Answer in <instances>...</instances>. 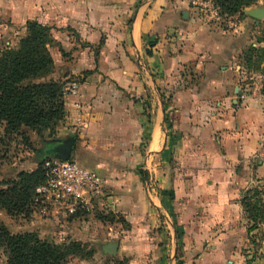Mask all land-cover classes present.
Instances as JSON below:
<instances>
[{"label": "crops", "instance_id": "0c3cea01", "mask_svg": "<svg viewBox=\"0 0 264 264\" xmlns=\"http://www.w3.org/2000/svg\"><path fill=\"white\" fill-rule=\"evenodd\" d=\"M27 21L50 27L56 74L81 76L63 96L74 161L134 228L161 216V244L175 252L190 239L229 261L225 246L247 238L240 197L264 183V93L246 92L232 64L249 36L202 23L186 0H0V46L17 44ZM169 257L162 247L160 264Z\"/></svg>", "mask_w": 264, "mask_h": 264}, {"label": "rangeland", "instance_id": "374dc122", "mask_svg": "<svg viewBox=\"0 0 264 264\" xmlns=\"http://www.w3.org/2000/svg\"><path fill=\"white\" fill-rule=\"evenodd\" d=\"M186 2L191 7L190 0ZM210 3L212 15L199 7L191 8L198 12L199 19L208 26L217 27L224 33L235 32L237 35L240 32L249 36L247 44L239 53L234 54L232 64L240 67L239 73L245 77L244 83H250L244 86L246 92L264 93V18L256 21L244 13V10L249 8H264V0H256L230 15L224 14L215 0H210ZM16 45L0 46V52ZM90 73L92 72L88 70L82 74L87 76ZM80 77L68 74L59 77L53 68L39 74L33 80L67 82ZM1 130L0 127V137L3 138ZM66 136L67 133L60 122L39 136L35 133L29 136L32 143L31 149L26 146L21 136L0 142V183L14 179L20 171L36 169L42 158V154L37 152L44 147L45 143ZM74 159L76 157L72 152L69 160L74 161ZM139 171L142 184L139 193L147 196L148 190L154 188V183L147 165H141ZM105 192L103 190L101 199L95 202L90 210L67 218L54 216L36 196H33L29 213L9 216L4 210H0V221L14 234L33 232L41 240L59 245L78 244L77 255H68L67 264H160L162 247L171 254L166 264H247V261L250 262L249 264H264V222H260L256 229L251 231L250 236L247 234L243 244L225 246L230 254L229 261L221 259L222 254H213L212 258L207 260V255H204L203 251H210L211 246H197L188 239L190 241L188 244L178 245L177 251L174 252L172 244L166 246L161 244L162 231L170 230L167 228L168 223L164 222L161 216L157 215L153 221L149 222V219L144 222L141 216L136 221V226L139 225V227L134 228L128 221L126 213L114 207L116 204L114 194L110 191L109 194ZM248 225L247 222L246 227ZM179 232L182 233L183 229L180 228ZM110 242L118 243L116 255L106 252L104 248ZM148 242L151 243L148 244ZM0 264H6V256L1 249Z\"/></svg>", "mask_w": 264, "mask_h": 264}, {"label": "trees", "instance_id": "16d2710c", "mask_svg": "<svg viewBox=\"0 0 264 264\" xmlns=\"http://www.w3.org/2000/svg\"><path fill=\"white\" fill-rule=\"evenodd\" d=\"M254 1L215 0V3L224 14L230 15ZM54 43L50 27L27 21L25 33L16 47L0 52V127L4 138L0 137L1 143L21 136L31 149L29 136L34 133L39 136L64 121L62 87L65 82L33 80L54 68L49 51ZM153 45L150 41L149 46ZM146 53L150 55L151 50L146 49ZM51 158L42 156L36 169L20 171L14 179L0 183V210L9 216L30 212L34 190L45 180L43 162ZM240 203L249 223L246 231L250 236L251 231L264 222V183L246 189ZM0 249L6 256V264H67L68 255H77L79 245L41 240L33 232L14 234L0 221Z\"/></svg>", "mask_w": 264, "mask_h": 264}, {"label": "built area", "instance_id": "2783aa9c", "mask_svg": "<svg viewBox=\"0 0 264 264\" xmlns=\"http://www.w3.org/2000/svg\"><path fill=\"white\" fill-rule=\"evenodd\" d=\"M190 5L213 14L210 0H190ZM78 89V80L67 81L62 87L63 96L75 95ZM257 158L264 160V142ZM43 169L45 180L35 188L34 194L54 216L67 218L86 212L102 197L104 181L94 170L69 159L55 158L45 159Z\"/></svg>", "mask_w": 264, "mask_h": 264}, {"label": "water", "instance_id": "95a60500", "mask_svg": "<svg viewBox=\"0 0 264 264\" xmlns=\"http://www.w3.org/2000/svg\"><path fill=\"white\" fill-rule=\"evenodd\" d=\"M244 13L255 19L256 21L264 18V8H249L244 10ZM75 140V134L68 135L64 138H55L49 142H46L44 147L37 153H41L43 157L51 156L52 158L60 161H66L72 154L73 143ZM106 252L116 255L118 248L117 242H110L105 245Z\"/></svg>", "mask_w": 264, "mask_h": 264}]
</instances>
